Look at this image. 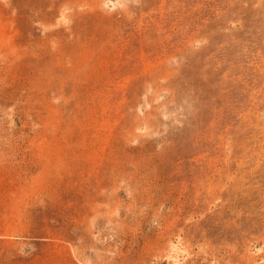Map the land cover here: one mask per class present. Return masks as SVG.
I'll use <instances>...</instances> for the list:
<instances>
[{"label":"rangeland","instance_id":"rangeland-1","mask_svg":"<svg viewBox=\"0 0 264 264\" xmlns=\"http://www.w3.org/2000/svg\"><path fill=\"white\" fill-rule=\"evenodd\" d=\"M0 264H264V0H0Z\"/></svg>","mask_w":264,"mask_h":264}]
</instances>
